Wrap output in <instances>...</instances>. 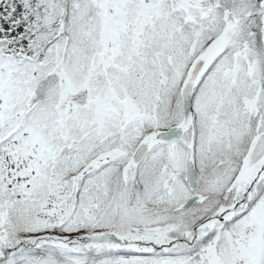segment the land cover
<instances>
[{
  "label": "snow or ice",
  "instance_id": "obj_1",
  "mask_svg": "<svg viewBox=\"0 0 264 264\" xmlns=\"http://www.w3.org/2000/svg\"><path fill=\"white\" fill-rule=\"evenodd\" d=\"M0 264H264V0H0Z\"/></svg>",
  "mask_w": 264,
  "mask_h": 264
}]
</instances>
